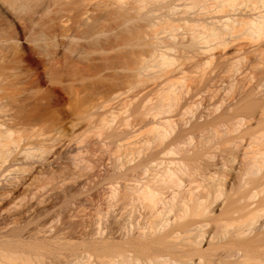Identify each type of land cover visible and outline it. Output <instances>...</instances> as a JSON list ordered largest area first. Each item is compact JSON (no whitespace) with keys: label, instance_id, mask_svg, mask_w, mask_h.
Listing matches in <instances>:
<instances>
[{"label":"bare ground","instance_id":"obj_1","mask_svg":"<svg viewBox=\"0 0 264 264\" xmlns=\"http://www.w3.org/2000/svg\"><path fill=\"white\" fill-rule=\"evenodd\" d=\"M0 264H264V0H0Z\"/></svg>","mask_w":264,"mask_h":264},{"label":"rangeland","instance_id":"obj_2","mask_svg":"<svg viewBox=\"0 0 264 264\" xmlns=\"http://www.w3.org/2000/svg\"><path fill=\"white\" fill-rule=\"evenodd\" d=\"M108 107V106H107ZM66 139V138H65ZM75 146L72 144V146L70 147L71 149L72 148H74ZM64 148V147H63ZM99 153V152H98ZM69 154H71V152H69L68 153V155ZM66 155V154H65ZM21 155H19V157H20ZM89 156V155H88ZM104 158H105V156H102V157H100V155L99 154H97V155H95L94 157H92V159L94 160V161H96V162H98V160H99V162L101 161V162H104V161H102V160H104ZM63 161H64V164H69V160L67 161V159H63ZM106 162L109 164L110 163V161H107L106 160ZM13 163H15V162H13ZM16 163H20V162H16ZM7 165V164H6ZM36 166H37V164H35ZM16 167V166H15ZM104 166H101V169H102V172H103V170H104V168H103ZM39 169V168H38ZM16 174V172H8V173H6V176H7V178L8 177H12V176H14ZM18 174V173H17ZM35 174V173H34ZM2 178H4V177H2ZM84 203H86V201H83ZM90 208V207H89ZM89 208H88V210H89Z\"/></svg>","mask_w":264,"mask_h":264}]
</instances>
